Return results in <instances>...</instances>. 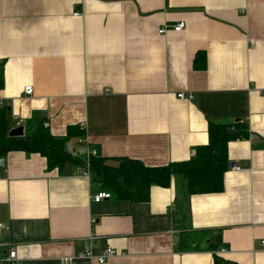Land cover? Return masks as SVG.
I'll use <instances>...</instances> for the list:
<instances>
[{"label": "crops", "instance_id": "1", "mask_svg": "<svg viewBox=\"0 0 264 264\" xmlns=\"http://www.w3.org/2000/svg\"><path fill=\"white\" fill-rule=\"evenodd\" d=\"M1 70L12 129L43 118L84 161L0 160V242L21 264H99L81 258L90 235L97 255L118 253L104 264H264V0H0ZM238 120L251 136L229 143L223 192L191 196L175 176L148 202H94L82 138L96 157L166 167L207 145L210 123Z\"/></svg>", "mask_w": 264, "mask_h": 264}, {"label": "trees", "instance_id": "2", "mask_svg": "<svg viewBox=\"0 0 264 264\" xmlns=\"http://www.w3.org/2000/svg\"><path fill=\"white\" fill-rule=\"evenodd\" d=\"M198 68H205V54L200 55ZM200 64V65H199ZM3 70L0 71V89L3 88ZM7 110H0V160L10 152L40 154L47 160V169L63 170L68 164L84 165V161L66 151L68 138H60L50 133L43 123L44 119L34 117L25 122L23 137H11V124ZM81 135V132L79 133ZM209 143L198 146L195 156L190 160L170 163L166 167H149L141 161L119 159L120 168H108L102 157L90 159L91 180L105 192L119 200L131 203L148 202L152 187L170 188L175 176L185 181L186 193L189 195L221 193L224 190V176L230 168L228 145L230 142L250 138L248 123L235 121L231 123L212 122L208 128ZM218 245L212 249L216 251ZM214 264H237L218 255Z\"/></svg>", "mask_w": 264, "mask_h": 264}, {"label": "built area", "instance_id": "3", "mask_svg": "<svg viewBox=\"0 0 264 264\" xmlns=\"http://www.w3.org/2000/svg\"><path fill=\"white\" fill-rule=\"evenodd\" d=\"M82 13L80 11H76V13H74V16L78 17L80 16ZM185 28V23L184 22H180L179 24H177L176 26L173 27L174 32H180L182 29ZM166 32V27L162 28L159 31V34H164ZM24 93L27 96H31L33 93V87L32 86H27L24 89ZM178 98L180 100L182 99H189L192 100L193 96L190 95H186L185 93L179 94ZM4 108V105L2 103H0V110ZM25 120H20L14 128L20 127V126H24ZM43 125L46 128H49L50 125L48 123H43ZM79 144L80 145H86L87 150V158H86V163H85V173L84 176L86 178H91V168H90V159L92 157H96L97 153L95 151H91L89 146H88V140L86 138H82L81 140H79ZM234 170H240L239 167L234 166L233 167ZM93 200L95 203L101 202L103 200H108L111 199L113 196L107 192H98V194L92 196ZM96 223V220H92V226ZM12 228H10L9 225L3 223L2 221H0V238L2 237V235L4 233H8L11 231ZM88 240H90V247L85 251V253L81 254V258L85 259V258H89L91 260H95L97 261V263H101L104 264L108 259L114 258L115 256L118 255V253L109 248L106 247L104 248L101 253H99V255H97L95 253V250L97 249V240L95 239V237L93 235H90ZM222 253H226L227 250L225 248L220 250ZM0 264H21V259L20 257H18L17 255V251L11 247L9 244H4L0 242ZM64 264H72V258H68L65 259Z\"/></svg>", "mask_w": 264, "mask_h": 264}, {"label": "water", "instance_id": "4", "mask_svg": "<svg viewBox=\"0 0 264 264\" xmlns=\"http://www.w3.org/2000/svg\"><path fill=\"white\" fill-rule=\"evenodd\" d=\"M24 132H25V126H20V127H17V128H13L9 135L11 137H23L24 135ZM0 165L2 166L3 165V162L1 161L0 162ZM120 165H121V162L117 161V160H107L105 163H104V166L105 167H108V168H120ZM232 166L234 167V164H232Z\"/></svg>", "mask_w": 264, "mask_h": 264}]
</instances>
